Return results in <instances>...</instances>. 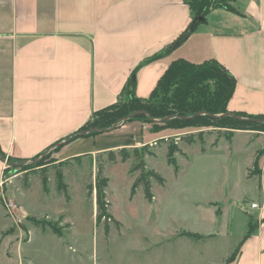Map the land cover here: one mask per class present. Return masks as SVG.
Wrapping results in <instances>:
<instances>
[{
  "label": "crops",
  "instance_id": "crops-1",
  "mask_svg": "<svg viewBox=\"0 0 264 264\" xmlns=\"http://www.w3.org/2000/svg\"><path fill=\"white\" fill-rule=\"evenodd\" d=\"M227 1L232 9H212L177 45L195 17L185 0H0V148L6 157L0 184L8 160L17 164L60 148L53 152L63 162L163 138L74 156L75 147L99 135L65 143L95 112L123 100L133 75L136 97L149 98L176 60H217L237 80L227 110L264 116V0ZM253 164L256 230L229 264H264V146Z\"/></svg>",
  "mask_w": 264,
  "mask_h": 264
},
{
  "label": "rangeland",
  "instance_id": "rangeland-1",
  "mask_svg": "<svg viewBox=\"0 0 264 264\" xmlns=\"http://www.w3.org/2000/svg\"><path fill=\"white\" fill-rule=\"evenodd\" d=\"M123 98L128 99L125 94ZM148 125L143 129L135 122L128 128L102 133L70 154H88L92 147L163 136L138 148L110 149L115 151L114 161L111 153L103 151L60 162L53 152L60 148H54L39 158L7 167L6 178L0 184V264L235 261L249 218L254 215L250 211L256 199L251 169L256 152L264 146V132H234L228 137L230 131L222 128L175 130ZM171 131L178 135L161 141ZM195 131H204L203 139L195 135L192 142L181 140ZM172 144L178 148L173 156L175 164L169 161ZM149 171L163 180L160 183L152 176L147 179L153 200L146 198L144 183L135 186ZM59 173L66 185L65 193L58 189ZM98 175L108 180L104 190L109 216L99 224ZM9 204L14 209H9ZM108 218H113L112 222ZM184 231L204 238L196 241L180 237Z\"/></svg>",
  "mask_w": 264,
  "mask_h": 264
},
{
  "label": "trees",
  "instance_id": "trees-1",
  "mask_svg": "<svg viewBox=\"0 0 264 264\" xmlns=\"http://www.w3.org/2000/svg\"><path fill=\"white\" fill-rule=\"evenodd\" d=\"M185 3L189 6L195 17L189 32L178 40L177 45L190 33L194 32L198 26L206 23V17L212 9L219 7L232 9L227 0H185ZM236 84L237 80L234 75L217 60L213 59L201 64H194L184 59L176 60L170 64L149 98L140 99L136 97V78L133 75L124 90V94L128 99L120 100L108 108L95 112L87 124L77 133L70 136L65 143L69 144L78 139L95 137L106 133V131L111 130L117 124V129H119L122 125L135 121L161 125L162 128L175 130L182 128H194L197 130L210 127L222 128L230 131L228 137L233 136L235 131L264 132V116L231 113L227 110L228 103L234 95ZM139 111H144L148 115L135 116L125 121L128 116ZM229 113L233 115H226ZM196 114L200 115L195 116ZM237 117H240V119H237ZM167 118L168 120L164 121ZM83 132L87 133L81 135ZM204 133V131L192 133L187 137H182L181 140L184 139L192 142L195 135L202 136L203 139ZM166 139L161 141L165 142ZM177 151L178 148L175 144L170 145V163L175 164L173 156ZM121 152L126 153V149H122ZM109 153H111L112 160L114 161L115 151ZM127 157L128 155L124 156V159ZM0 159L3 161L6 159L1 148ZM9 164L13 165V162L8 160ZM151 176L160 183L163 181L159 175L149 171L144 172L142 178L135 185L137 186L139 183L145 184L146 198L149 200H153L151 185L147 180ZM58 179H60L58 189L65 193L66 185L62 182L63 177L61 173L58 174ZM107 183V178L99 179L98 175L96 181V204L98 208L96 221L98 224L103 219L109 217L104 190L107 187ZM112 219L108 218L110 222H112ZM33 223L36 222L33 221ZM51 230L55 234H58L56 230ZM255 230L256 225L253 218L250 217L244 240L248 239ZM179 236L196 241L204 238L198 233L187 231L181 232Z\"/></svg>",
  "mask_w": 264,
  "mask_h": 264
},
{
  "label": "water",
  "instance_id": "water-1",
  "mask_svg": "<svg viewBox=\"0 0 264 264\" xmlns=\"http://www.w3.org/2000/svg\"><path fill=\"white\" fill-rule=\"evenodd\" d=\"M143 114H145V115H148L146 112H144V111H139V112H136L135 114H133V115H130V116H128L126 119H125V121L126 120H128V119H131V118H133V117H135V116H139V115H143ZM200 114H196L195 116H199ZM226 115H233V114H226ZM237 119H240V117H237ZM168 120V118L167 119H165L164 121H167ZM255 121V120H254ZM257 121H259V120H257ZM117 126H118V124L117 125H115L111 130H109V131H113V130H116L117 129ZM109 131H106V132H109ZM87 132H83L81 135H84V134H86Z\"/></svg>",
  "mask_w": 264,
  "mask_h": 264
},
{
  "label": "built area",
  "instance_id": "built-area-1",
  "mask_svg": "<svg viewBox=\"0 0 264 264\" xmlns=\"http://www.w3.org/2000/svg\"><path fill=\"white\" fill-rule=\"evenodd\" d=\"M8 207L11 210L14 209V205L13 204H9ZM258 208H259V204H257V203H252L251 204V209H258Z\"/></svg>",
  "mask_w": 264,
  "mask_h": 264
}]
</instances>
